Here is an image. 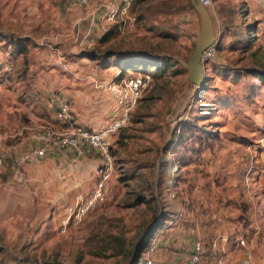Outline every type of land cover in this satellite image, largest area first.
I'll return each mask as SVG.
<instances>
[{"label":"rangeland","instance_id":"374dc122","mask_svg":"<svg viewBox=\"0 0 264 264\" xmlns=\"http://www.w3.org/2000/svg\"><path fill=\"white\" fill-rule=\"evenodd\" d=\"M253 1L211 0L209 11L223 39L215 58L203 63L205 85L194 92L185 68L200 29L192 0H132L125 15L106 26L114 29V36L101 43L96 41L98 32L88 31L90 22L85 18L75 24V37L81 42L76 49L78 58L72 61H80L78 67L97 63L120 68L130 62L137 67L130 69L132 73L148 74L151 80L126 124L110 136L112 175L97 210L80 225L59 231L64 215L55 218L57 207L51 202L57 187L37 186L27 177L22 184L10 182L0 171V264H22L23 260L28 261L24 264H127L142 241L150 238L148 230L156 220L162 227L165 221L170 223L171 218L177 220L191 211V201L199 196L196 188H208L212 178L206 164L214 167L218 163L213 178L234 183L243 201L256 204L250 212L260 223L264 149L259 141L264 138V116L257 114L260 106L254 100L264 104V89L254 94L252 85L258 81L245 69L264 59V20L256 19L263 13ZM74 8L80 16L87 6ZM126 15L136 20L132 31L118 27ZM230 15L240 26L233 33H243L247 23L258 26L249 50L230 39V30L222 25ZM5 17L0 12L1 26L8 25ZM4 32L0 30V41ZM47 40L43 38L42 43ZM230 67L244 70L234 75ZM122 71L121 76L130 73ZM15 93L0 95V139L13 154L27 147L39 125L31 123L30 100ZM109 108L108 124L120 115L112 101L105 106ZM22 137L26 145L12 150L10 146L15 147ZM68 150L67 163L79 170L61 176L67 178L64 188L82 197L89 195L94 187L90 170L96 165L95 156ZM160 229L154 228L152 234ZM254 245L256 263L264 264V233Z\"/></svg>","mask_w":264,"mask_h":264},{"label":"crops","instance_id":"0c3cea01","mask_svg":"<svg viewBox=\"0 0 264 264\" xmlns=\"http://www.w3.org/2000/svg\"><path fill=\"white\" fill-rule=\"evenodd\" d=\"M107 1L93 0L91 5L87 6L85 15L81 12L80 16L74 5H65L62 0L1 1L0 12L6 16V20L8 19V25H0V30L5 31L10 38L20 39L26 51L19 52L17 47L9 42L5 45L4 42L9 40L1 38L0 63L12 61V72L6 87L0 89V95L15 91L17 96L28 98L32 103V125L50 124L63 129L68 126V123L56 120L50 104L51 95L56 91L73 103L74 125L99 130L108 124L112 114L110 108L106 110L105 106L111 103L112 99L106 84L118 75L121 67L100 66L97 63L78 67L80 61H77L78 64L72 61L78 58L76 49L81 42L75 37L74 31V26L79 20L85 18L90 22L87 23L88 31L99 33L97 43L102 42L101 37L109 30L106 27L109 23L104 18ZM253 2L258 12L263 13L262 17L256 19L264 20V0ZM251 24L257 34L258 26L254 22L245 24L243 33H233L232 30H238L240 26L237 25L236 19L232 20L228 36L233 40L235 38L234 42L238 44L243 41L245 27ZM45 37L48 38V43L43 44L42 39ZM222 39L219 34L217 42ZM130 69L127 71L131 72ZM253 85L259 90L257 95L263 92L264 88L259 83ZM254 102L260 106L257 114L264 116V104L258 103V100ZM18 134H21V131ZM16 142L15 147L10 146L14 151L26 145L25 137L17 138ZM67 151L70 150H51L41 164L24 166L28 182L37 186L57 187L51 201L57 207L55 218L63 216L66 207L81 195L64 188L67 178L61 176L66 177L68 170H79L73 164L67 163L70 155ZM92 160L97 165V159L92 157ZM96 165L90 172H95ZM218 166V163H215L214 167L212 164H206V170L212 178L208 180V188H196L199 196L191 201V211L186 216L176 217L177 220L171 218L170 223L164 222L156 235L157 243L151 257L152 264H186L196 240L203 244L200 264H217L218 259H221L223 264H237L245 249L250 250L256 260L254 242L264 233V215L257 216L260 223L256 222L253 212H250L256 204L251 200L250 203L243 201L234 183L229 184L223 178H213L214 170ZM35 170L41 172L35 173ZM261 199H264V191ZM250 204L253 205L252 208ZM239 240H243L244 245L239 244ZM214 242L217 243V248L212 247ZM25 261L27 260L21 263L24 264Z\"/></svg>","mask_w":264,"mask_h":264},{"label":"built area","instance_id":"2783aa9c","mask_svg":"<svg viewBox=\"0 0 264 264\" xmlns=\"http://www.w3.org/2000/svg\"><path fill=\"white\" fill-rule=\"evenodd\" d=\"M200 3L209 8L211 0H199ZM93 0H63L68 6H89ZM132 0H108L105 4V20L112 24L117 23L118 18L125 15ZM123 24L120 29L132 31L136 27L134 17L122 19ZM217 41L207 46L201 55L203 63L215 58L217 54ZM67 68V63L64 64ZM12 72V61L0 63V89L6 87L9 76ZM151 78L145 73H128L124 76L118 75L106 84L113 103L118 108L120 115L118 118L99 130L87 129L73 124L74 105L61 93L54 92L50 98L56 120L68 123L66 128H58L50 124H40L33 129L30 142L27 147L13 154L0 139V170L4 171L6 178L10 182L25 183L26 174L24 166L26 164L39 165L51 150H76L79 154H90L95 156L98 163L94 172L93 190L89 195L82 197L78 195L75 201L66 207L64 216L59 221L58 229L65 233L70 227L80 225L88 216L92 215L98 208L99 203L104 198L106 182L113 172V158L110 153V136L119 128H122L129 119L131 111L141 98L142 92ZM261 148L264 149V138L260 141ZM157 238H153L149 248L139 264H152V253L156 248ZM239 244L244 245L243 240ZM213 248H217V243H212ZM203 250L201 241L196 240L193 249L187 259L186 264H200V254ZM217 264H223L218 259ZM237 264H257L252 252L248 249L243 251V255Z\"/></svg>","mask_w":264,"mask_h":264},{"label":"trees","instance_id":"16d2710c","mask_svg":"<svg viewBox=\"0 0 264 264\" xmlns=\"http://www.w3.org/2000/svg\"><path fill=\"white\" fill-rule=\"evenodd\" d=\"M231 18H232V16L230 15L228 20L224 19V21L222 22V25L226 26L225 28L227 30H230V25L232 23ZM114 33H115V31L113 28L109 29L101 37V41L103 42V41L109 40L111 37L114 36ZM254 34H255V29H254V26L252 24L245 27V33H244L243 41L239 42L240 44H242L241 45L242 48H244L245 50H249L251 48V46L253 45V40L255 39ZM1 38H4L5 40L8 39L9 41H7V40L6 41L9 42L10 44H12L13 46H16L17 50L19 52L23 53L26 51V47L20 42V39H18V38L13 39V38H10V36H8V35H1ZM216 49H220V45L218 42H217ZM89 58L95 59V57H92V54L91 55L89 54ZM119 66L121 67L120 74H119L120 76L123 73V71H122L123 68L125 70L129 69V68H133V69L137 68V67H135V65H133L130 62L127 63V65L121 64ZM230 69L231 70L229 71V73L234 74V75L237 74L238 72H243V70H244V68L238 69V68H234V67H230ZM245 73L247 75L252 76L254 79H256L258 81V83L262 86V88H264V59H261V61H258L256 65L246 68ZM205 81H206V79H205ZM203 85H205V82ZM253 89H254V94H257L259 92L257 87L254 85H253ZM158 227L161 228V226H159V224L157 223L155 227H151L149 229V231H148L149 233L147 236H149L150 238L148 239V241H146L147 238L144 241H142V243L138 246L137 256L134 258L135 255H133V257L131 258V260L127 264H139L142 261L143 256L146 253L147 249L149 248L152 239L156 236V234H154V235L152 234V231L154 230V228L157 229ZM114 240H115L116 244L122 245L121 239L115 238ZM106 248L109 249V245H107Z\"/></svg>","mask_w":264,"mask_h":264},{"label":"water","instance_id":"95a60500","mask_svg":"<svg viewBox=\"0 0 264 264\" xmlns=\"http://www.w3.org/2000/svg\"><path fill=\"white\" fill-rule=\"evenodd\" d=\"M192 5L199 15L200 29L196 35L194 49L185 64V68L187 70V80L191 84L190 91L194 92L197 88H201L205 82V67L201 61L202 52L207 46L219 39V34L218 27L211 16L209 8L203 6L199 0H192ZM157 223L158 221L156 220L152 227ZM137 252L138 247L134 258L137 256Z\"/></svg>","mask_w":264,"mask_h":264}]
</instances>
